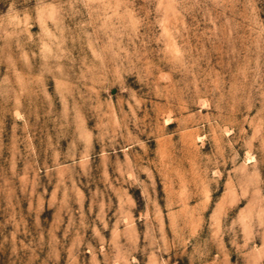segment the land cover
I'll list each match as a JSON object with an SVG mask.
<instances>
[{"label":"rangeland","instance_id":"obj_1","mask_svg":"<svg viewBox=\"0 0 264 264\" xmlns=\"http://www.w3.org/2000/svg\"><path fill=\"white\" fill-rule=\"evenodd\" d=\"M0 264H264V0H0Z\"/></svg>","mask_w":264,"mask_h":264}]
</instances>
